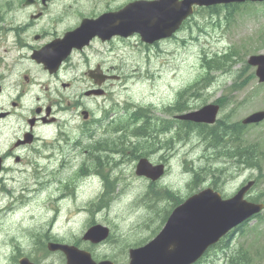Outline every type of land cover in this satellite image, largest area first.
Returning a JSON list of instances; mask_svg holds the SVG:
<instances>
[{
    "label": "rangeland",
    "instance_id": "1",
    "mask_svg": "<svg viewBox=\"0 0 264 264\" xmlns=\"http://www.w3.org/2000/svg\"><path fill=\"white\" fill-rule=\"evenodd\" d=\"M115 1L121 3L127 0ZM113 2L114 0H108L110 7L114 6ZM261 11L263 15L260 14ZM255 13L256 15H254ZM225 14V10H221L219 15H208L201 12L194 14L178 32L176 39L162 40L157 46H143L137 36L122 41L114 40L108 48L102 44L95 45L94 47L99 48L100 57L105 58L104 47L110 49V52L107 50L108 62L118 57V62L122 63L119 74L127 75L125 82L118 86L120 88L116 87L118 82L113 83L106 99L108 105L110 104L109 107H112L116 112L115 115L119 116L123 122L122 116L129 117L136 107H143V114H146L149 119L156 116L159 117V121L167 123L168 115L164 113L163 108L167 104H172L177 98L185 101V106L195 109L220 96H225V101L221 105L218 118L227 121L234 122L256 109H264V83H258L255 76L249 78L247 83L237 91L233 92V89L231 91L228 89L229 92H226L238 73H240L238 76L240 78L244 77L246 72L254 70V68L244 67L247 56L252 53L264 52V3L254 4L253 8L242 4L235 8L228 18H225ZM229 48L234 50L233 61L217 69L207 67L203 57L211 58L213 53L223 52ZM117 51V57H113ZM197 79L195 84L188 85ZM187 85L190 86L188 90L183 91L179 96L178 92ZM28 110L26 115L30 114ZM162 126L164 128V124ZM172 133V130L165 134L160 133L158 138L163 140L162 143L156 146L151 145V147L145 136L139 139L141 146L148 144L151 149L171 144L170 169L164 177L162 185L172 189L181 198L191 191L188 185L190 176L193 177L192 173L199 175L201 180L211 177L206 170H211L215 163L210 162L212 159L202 158V154L205 156L208 154L205 149L207 145L203 140L208 143L214 142V139L207 131L201 133V139L192 134L186 141L171 139ZM216 133L217 140H219L222 136L221 131ZM76 135L77 133L73 134L74 139ZM263 136L264 120L256 126L245 128L242 132L243 140L247 141L263 140ZM129 139L135 141V138L129 137ZM125 145L131 149L134 144L129 145L126 142ZM85 147L84 143H77L74 146V152L79 153L77 168L71 164L69 167H58L57 157H55V162L48 164L47 170L44 171L46 174L42 175L47 179L50 178V172L56 173L52 178L56 181L51 185H47L38 192H34L35 188L23 189L21 198L13 203L8 202L9 198L1 196L0 264H17L18 258L22 255L38 258L41 264H64L63 257L59 253H44L40 250V242L44 241L46 235L56 236L64 242L79 239V245L89 249L95 260L109 259L111 255L117 257L119 253L125 256L124 251L120 252L121 245L117 243V238L115 240L113 236L110 241L106 240L99 244H91L81 239L90 214L86 211L77 212L76 208L87 204L85 200L80 201V199H86L94 193L100 192L98 187L102 181L101 177L95 174L93 176L99 185L97 181L90 184L89 178L81 181L75 171H78L82 161L84 171L98 170L101 164L102 167L108 168L109 174H105L112 182V179L119 175V169L123 170L122 167L127 166L126 171L123 172L126 174L133 162L129 155H125L127 151L114 148L112 152L110 149L104 150L106 158L100 157L99 160H96L97 163H88L85 162L89 156L84 154L83 148ZM120 155L125 157L123 162L118 164L115 159L119 158L118 160H120ZM92 159L91 157L90 160ZM216 167L224 166L217 164ZM188 169L192 175L186 171ZM224 170L226 171L225 168ZM229 171L230 176L226 175V180L220 186L224 194H230L242 180L253 176L257 177V181L251 193L260 196L264 202V164L260 170L232 168ZM99 173L101 174V172ZM214 174L215 177L212 178L216 180L220 174L217 171ZM72 176L73 180H76V184L70 190L62 191L63 184L68 182ZM126 180L122 183L114 181V190L127 185L129 181ZM129 180L137 182L135 190L128 196L118 195L116 197L118 200L114 201L108 209L93 213L92 219L95 222L109 225L114 236L121 237V241L128 240L131 243L137 238L149 234L150 229L160 223L161 216L165 211L171 209L172 200H156L150 209L147 208L148 201L146 200L145 203H138L147 206L139 207L132 200L133 196L146 187L145 181L138 177L129 178ZM142 182L143 186H141ZM206 183L204 181L192 191L203 187ZM20 184L26 185L25 182ZM24 194L26 195L24 196ZM260 215V218H252L242 230H239L231 238L230 244L234 253L238 252L241 256L244 251L245 256L253 257L255 264H264V212L262 211ZM250 237L252 242H249ZM253 242H258V245L255 244L252 247ZM219 263L220 261L217 262V264Z\"/></svg>",
    "mask_w": 264,
    "mask_h": 264
},
{
    "label": "flooded vegetation",
    "instance_id": "2",
    "mask_svg": "<svg viewBox=\"0 0 264 264\" xmlns=\"http://www.w3.org/2000/svg\"><path fill=\"white\" fill-rule=\"evenodd\" d=\"M116 8H111L108 0H0V20L7 22L13 35L9 44L7 35L0 34V45L5 53L0 55V189L14 184L18 174H28L33 184H41L38 180L46 174L48 164L55 162L61 137L64 136L65 141L68 138L65 121L56 113L65 111L79 117L84 110L92 113L87 99L96 96L86 92L104 83H96L92 72L110 74V69L105 68V59L99 56V48L94 46L108 45L111 39L101 41L93 37L82 48H73L52 73L31 54L45 43L62 38L84 18ZM11 51L14 53L9 54ZM39 73L56 84L49 96L31 95L33 87H45L37 78ZM75 74L80 77V91L77 85H72L71 77ZM32 97L35 106L25 116L28 99ZM47 106L51 109L48 115ZM63 157L61 155L58 167L63 166ZM53 172L50 175L56 174Z\"/></svg>",
    "mask_w": 264,
    "mask_h": 264
},
{
    "label": "water",
    "instance_id": "3",
    "mask_svg": "<svg viewBox=\"0 0 264 264\" xmlns=\"http://www.w3.org/2000/svg\"><path fill=\"white\" fill-rule=\"evenodd\" d=\"M244 0H157L134 1L118 12H108L96 19H84L72 32L67 33L64 41L65 51L72 46L81 47L94 35L102 39L113 34L127 36L136 31L142 40L151 42L171 34L180 21L192 12V4H215ZM61 46H57L53 52ZM65 53V52H63ZM49 55L47 60L52 58ZM48 62L43 57L39 58ZM250 64L256 65L255 73L264 80V54L252 55ZM217 110L216 105H207L202 109L186 114L183 118L195 121L212 122ZM264 117V111L248 116L244 121H258ZM148 170L145 162L138 164V171ZM251 182L242 187L228 200H221L211 189L202 190L190 196L184 203L173 209L164 226L156 236L136 248L129 249L127 264H191L206 249L233 225L239 223L251 213L260 209L242 199L243 192ZM107 229L96 225L88 228L83 239L97 243L107 236ZM49 250H60L65 256V264H114L109 260L95 261L89 251L74 245L50 242ZM19 264H37L27 257L19 259Z\"/></svg>",
    "mask_w": 264,
    "mask_h": 264
},
{
    "label": "trees",
    "instance_id": "4",
    "mask_svg": "<svg viewBox=\"0 0 264 264\" xmlns=\"http://www.w3.org/2000/svg\"><path fill=\"white\" fill-rule=\"evenodd\" d=\"M228 6L229 5H224V6H221V7H223V8H225V9H227L228 8ZM219 7L218 6H213V7H210L208 10L209 11H212L211 13H213V11L214 12H218L219 10ZM231 58V53H225V54H221V55H219V56H217V57H215V58H212L211 60H209V61H207V67H209V68H219V67H221V66H223L224 65V63L227 61V60H229ZM190 86H187L186 87V89H184V91L185 90H188V88H189ZM191 124V123H190ZM189 124V126H191ZM192 125H194V124H192ZM212 134H213V136L215 137V139H216V132L213 130L212 132H211ZM212 137V136H211ZM232 153H235L236 154V156L237 157H242L243 155H246L247 153H246V151H242L241 149H238L237 151H235V152H232ZM228 155L229 156H231V153H230V150H229V152H228ZM245 157V156H244ZM170 197H174V196H172L173 194H168ZM176 198V197H175ZM260 198H259V196H257V197H253V200H259ZM175 201H177V200H175ZM145 240V239H144ZM143 240V241H144ZM77 242V241H76ZM76 242H74L75 244H77ZM142 242H138L137 244H141ZM127 244H129V243H127ZM31 258H33V260H35V261H37L38 260V258H35V257H31ZM232 262H234V261H232V259H230L229 260V264H231ZM245 264V263H244Z\"/></svg>",
    "mask_w": 264,
    "mask_h": 264
},
{
    "label": "bare ground",
    "instance_id": "5",
    "mask_svg": "<svg viewBox=\"0 0 264 264\" xmlns=\"http://www.w3.org/2000/svg\"><path fill=\"white\" fill-rule=\"evenodd\" d=\"M220 133V132H219ZM140 138V137H139ZM121 156V155H120ZM91 158V157H90ZM119 159V158H118ZM85 162H86V160H85ZM118 162V161H117ZM113 165H115V164H113ZM117 165V164H116ZM53 175L54 174H52V175H50V178L48 177L47 179H46V184H43V185H40L38 188H35V190H34V192H38V191H40V190H42V189H44L47 185H51V183H53V182H49L52 178H53ZM49 182V183H48ZM4 245V244H3Z\"/></svg>",
    "mask_w": 264,
    "mask_h": 264
}]
</instances>
